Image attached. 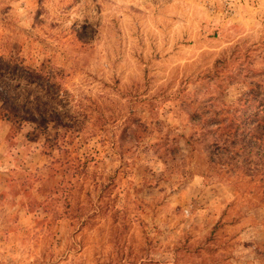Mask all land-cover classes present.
I'll list each match as a JSON object with an SVG mask.
<instances>
[{
	"label": "rangeland",
	"instance_id": "1",
	"mask_svg": "<svg viewBox=\"0 0 264 264\" xmlns=\"http://www.w3.org/2000/svg\"><path fill=\"white\" fill-rule=\"evenodd\" d=\"M0 57V264H264V0H0Z\"/></svg>",
	"mask_w": 264,
	"mask_h": 264
},
{
	"label": "trees",
	"instance_id": "2",
	"mask_svg": "<svg viewBox=\"0 0 264 264\" xmlns=\"http://www.w3.org/2000/svg\"><path fill=\"white\" fill-rule=\"evenodd\" d=\"M1 57H0V66H3L2 63H1ZM5 90V89H4ZM2 92V91H0ZM2 94V93H1ZM4 100H5V103L7 105V110L8 111H12V112H16V111H13V108H15L17 106V103H15L14 99H10L9 97L7 98V96H4ZM13 107V108H12ZM23 119V118H22Z\"/></svg>",
	"mask_w": 264,
	"mask_h": 264
}]
</instances>
